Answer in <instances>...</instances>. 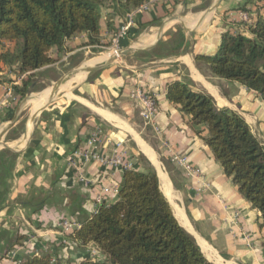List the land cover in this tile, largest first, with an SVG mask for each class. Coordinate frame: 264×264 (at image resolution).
Instances as JSON below:
<instances>
[{
    "label": "crops",
    "instance_id": "crops-1",
    "mask_svg": "<svg viewBox=\"0 0 264 264\" xmlns=\"http://www.w3.org/2000/svg\"><path fill=\"white\" fill-rule=\"evenodd\" d=\"M240 7L244 10L235 11ZM240 12L248 15L249 22L254 15L264 17V0L151 3L134 14L128 31L120 36L128 14L116 5L106 8L100 36L102 43L104 39L111 43L107 51L84 62L75 56L93 47L83 46L87 41L84 34L70 38L60 60L42 70L73 62L69 72L78 75L62 71L30 93V112L22 122V102L17 105L12 94V86L19 80L0 83V154L16 156L0 185V247L6 249V241L16 236L25 237L21 246L12 248L13 258L4 263L16 264L33 252L50 253L58 264L93 259L92 245L76 248L67 238L72 230L63 231L59 224L69 221L79 226L94 214L97 197L108 204L117 199L122 169L83 165L78 160L69 163L73 152L98 131L101 156L107 158L120 143L130 169L136 165L140 171L151 168L155 172L159 191L177 223L208 262L264 264L259 213L240 196L205 146L206 131L191 129L189 117L166 98V85L173 81L204 92L217 108L240 115L264 147V102L260 97L237 83L212 77L205 66L194 61V55L217 52L222 33L242 23ZM176 29L183 32L184 52L155 57L159 43L168 42ZM127 50V55H118ZM52 55L59 57L56 51ZM99 63L104 66L86 74ZM58 77L61 82L54 93ZM138 93L155 97L157 112L152 126L139 115L142 103ZM19 124V131L12 136ZM167 149L184 155L197 172L187 176L171 161ZM104 188L108 192H103ZM99 256L96 251L94 258Z\"/></svg>",
    "mask_w": 264,
    "mask_h": 264
},
{
    "label": "trees",
    "instance_id": "trees-1",
    "mask_svg": "<svg viewBox=\"0 0 264 264\" xmlns=\"http://www.w3.org/2000/svg\"><path fill=\"white\" fill-rule=\"evenodd\" d=\"M151 1L0 0V75L5 68L12 77H0V83L19 80L12 86V94L15 101L23 100L40 89L35 85V74L60 60L70 38L84 34L87 41L83 46L95 49L105 45L100 36L103 10L116 5L131 14ZM241 10L244 8L235 11ZM183 45V32L176 29L168 42L159 43L154 56L178 55L184 52ZM54 51L59 57H53ZM194 61L205 66L212 77L237 83L264 102V17L254 15L249 24L231 25L222 33L214 55L197 54ZM166 98L189 117L191 129L202 127L206 131L202 139L205 146L240 196L259 213V227L264 232V147L248 124L237 113L217 108L206 93L179 81L166 85ZM195 132L201 134L200 130ZM15 158L0 154V185ZM118 188L113 203L97 204L94 214L68 235L76 248L83 250L90 244L100 255L79 264H212L177 223L151 168L140 171L135 165L124 170ZM24 239L16 236L6 241L7 248L0 247V263ZM16 264L58 263L50 253L33 252Z\"/></svg>",
    "mask_w": 264,
    "mask_h": 264
},
{
    "label": "built area",
    "instance_id": "built-area-1",
    "mask_svg": "<svg viewBox=\"0 0 264 264\" xmlns=\"http://www.w3.org/2000/svg\"><path fill=\"white\" fill-rule=\"evenodd\" d=\"M167 0H152L151 3H160V2H165ZM146 4L136 10L135 12L128 14L126 17V21L124 25L120 28L119 35L122 36L124 35L129 27L132 24V19L133 16L136 12H139L142 9H145L148 5ZM238 18L240 22L249 24V17L246 13L240 12L238 14ZM137 97L140 98L142 106L140 108V117L143 120V122L146 125H153V120L155 117V114L157 112V106H156V100L155 97L149 93H145L144 95L142 94H137ZM99 144H100V132H94L92 133L87 140L85 141L83 147L75 150L71 156V159L69 161L70 165H74L75 161L78 160L80 161L83 165H87L89 163H96L102 167H105L107 169H122L124 170H129L131 168V165L129 163L124 162L123 159V153L120 150L121 144L118 143L116 144V147L111 151V154L105 158L100 155L99 153ZM167 155L170 157L171 161L181 168L184 173L187 176H192L194 175L197 171L194 169L193 165L190 164V162L187 160V158L178 153L173 151L172 149H167ZM103 192H108L106 188L103 189ZM97 204L101 203V198L97 197ZM96 204V205H97ZM59 226L63 231H71L75 228L78 227L77 224L71 223L69 221H62ZM93 257H96V251H91ZM10 253L9 257L13 258V254ZM9 258V259H11ZM11 264V262H9Z\"/></svg>",
    "mask_w": 264,
    "mask_h": 264
},
{
    "label": "rangeland",
    "instance_id": "rangeland-1",
    "mask_svg": "<svg viewBox=\"0 0 264 264\" xmlns=\"http://www.w3.org/2000/svg\"><path fill=\"white\" fill-rule=\"evenodd\" d=\"M103 42L105 44L104 46H102L103 49H99V48L85 49V50H82L80 53H78L75 57H79L80 60H83V61L86 60L84 62H87V60H91L95 56H97L99 54H102L101 52H106L107 48H109V42L106 39H104ZM106 44H108V46ZM6 47H8V48L10 47L11 48V45L5 44V48ZM77 62L79 63L80 61L78 60ZM72 65H73V62L70 63V65L67 66V67H65L64 64H61V65L55 66L54 69L51 68V69H49L47 71L46 70H44V71L42 70V71L37 72L35 74V77H34L35 85H37L40 88H42L43 86H45V84H47V82H49L50 78H55L60 72H62V71L63 72L64 71H68L69 72L71 70V68H72L71 67ZM0 77L3 78V79H8V78L11 77V75L8 73L7 69L3 68L2 75H0ZM27 96L29 97L30 94L27 95ZM27 96H26V98L23 101L22 100L21 101H16L17 105L20 102H22L20 104V108H22L21 109L22 113L19 116L21 118V122L24 121L27 118V115L30 112V107H29V105L27 103ZM20 127H21V124L17 125V127H15L12 130V134L11 135L13 136L17 131H19ZM7 260H9V258H7ZM1 264H8V263H6V262L4 263V261H3V262H1Z\"/></svg>",
    "mask_w": 264,
    "mask_h": 264
},
{
    "label": "water",
    "instance_id": "water-1",
    "mask_svg": "<svg viewBox=\"0 0 264 264\" xmlns=\"http://www.w3.org/2000/svg\"><path fill=\"white\" fill-rule=\"evenodd\" d=\"M130 51L129 50H127V51H121V52H119L118 53V55L119 56H124V55H127L128 53H129ZM104 66V63H99L98 65H96L95 67H93V68H91V69H87L86 70V74H88V73H90V72H92V71H97V70H99L101 67H103ZM68 75H72V76H76V75H78V73L76 72V71H71V72H69L68 73ZM61 82V77H58L57 79H56V81L54 82V84H53V91H54V93H56L57 92V89H58V86H59V83ZM45 109V107L43 108V110Z\"/></svg>",
    "mask_w": 264,
    "mask_h": 264
},
{
    "label": "bare ground",
    "instance_id": "bare-ground-1",
    "mask_svg": "<svg viewBox=\"0 0 264 264\" xmlns=\"http://www.w3.org/2000/svg\"><path fill=\"white\" fill-rule=\"evenodd\" d=\"M65 88V87H64Z\"/></svg>",
    "mask_w": 264,
    "mask_h": 264
}]
</instances>
